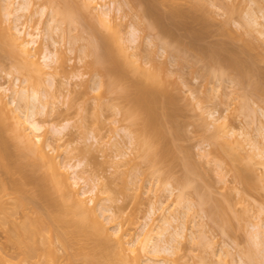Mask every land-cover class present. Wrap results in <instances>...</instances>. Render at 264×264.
Masks as SVG:
<instances>
[{
	"label": "rangeland",
	"instance_id": "374dc122",
	"mask_svg": "<svg viewBox=\"0 0 264 264\" xmlns=\"http://www.w3.org/2000/svg\"><path fill=\"white\" fill-rule=\"evenodd\" d=\"M84 1L87 0H82L80 4L81 0H73L74 6L71 0H33L28 12H20L23 14L17 21L20 26L27 22L34 29L42 22L40 24L45 29L39 40L41 47L36 45L33 48L40 62L43 63L42 51L45 46L54 51L57 49L56 62L50 66L45 65L42 72L38 71L34 64L30 65L31 62L18 47L1 39L0 81L10 83L18 77L22 87L39 86L44 93H56V97H51L48 102L47 109L38 113L37 118L44 124L47 123L48 139L60 148L64 160L71 164L81 163L79 169H85L88 176L100 178L101 196L105 198L111 195L115 199L107 202L113 204L115 216L123 228L139 232L145 220L152 215L153 205L156 204L157 208L161 201L167 206L172 205L171 208L180 209L181 212H177L181 215H184L183 210L186 211L183 220L187 218L185 226L188 227L186 230L189 236L180 237L174 251L161 254L169 257V264H173L175 259L178 264H256V254L264 264V154L259 153L260 149L243 133L250 131L253 137L262 140L260 144L264 147L263 136H259L262 132L259 127H264V55L258 53L262 57L256 55L254 60L252 57L264 50V0H202L199 4L194 0H116L111 5L114 8L113 15L117 16V23L109 20L101 22L98 15L90 13V6ZM4 2L0 0L2 27L8 26L10 22L5 15L2 5ZM118 2L124 4L122 10H118V5H121ZM61 4L59 8L63 13L67 14L71 10L68 15L72 14L71 19H75L71 20L68 15L62 14L58 7L54 10V6ZM196 4L199 5V8L196 6L197 9L192 7ZM43 8L45 13L41 12ZM200 9H204L203 12ZM55 11L56 15L61 12V15L58 13L60 17L54 14ZM148 12L158 13L156 17L161 19L160 24L164 22L162 25L168 27L169 31H175L179 42L186 43L184 46L190 43V48H185L177 39L175 41L168 36L160 37V28L151 26L153 15H148ZM161 14L165 16L161 17ZM53 19H59L60 24ZM54 22L61 25L60 29L63 28V31L67 29V33L65 31L64 34L60 29L52 33L49 29ZM133 26L138 30L136 42H132L130 36ZM96 32L102 35L101 38L106 35L111 40L103 38V46L100 44L102 39H98ZM50 35L59 40L57 48L51 45ZM242 35L250 39V42L244 37L243 39ZM94 38L100 44L97 48ZM246 40L262 50L257 47L255 51H258L253 54L254 49L248 47ZM124 44L128 47L126 52L123 51ZM95 48L97 51L98 48L104 50H100L98 54ZM110 50L116 56H112L114 53L110 54ZM235 52L240 55L239 65L236 63L238 54ZM122 53L128 57H125L127 61ZM104 54V57L108 56L105 62L109 61V67H104L106 63L102 62L104 58L101 55ZM209 55H215L217 59L222 57L224 60L220 59L221 62L218 60L217 63L214 58V63ZM96 56L103 66L95 60ZM240 57H243L242 61ZM132 58L150 71L159 72L171 79L170 92L174 97L171 105L175 115L173 114V118L168 117V121H161L163 116L158 117L159 124H155V127H161V131L168 128L163 130L167 134L160 130L158 133V136L161 135L158 137V146L161 144L163 148L159 146V150H162L161 153L164 151L162 157L154 158L153 150L151 154H146L147 150L139 143V139L144 136L143 117L128 115L132 112H129L132 104L124 91L130 90L131 95H139V88L134 87V80L142 78L143 82L146 77L133 62V66L126 64L131 63ZM114 60L116 65L114 63L112 66L111 61ZM119 61L124 62V70ZM241 65H245V70L248 67L244 74L249 78L243 77L245 71L241 69ZM108 69H112V75ZM119 69L125 76L122 71V76L116 72ZM240 69L242 72H239ZM117 78L123 80V83L118 85ZM111 79H116L115 85L111 84ZM162 104H158L160 112H164ZM8 112L0 98V145L6 142L5 145L12 150L17 141L14 144L12 142L15 136L8 122L11 119L7 120L6 117ZM154 117H157L156 114ZM154 119L157 123L156 118ZM63 126L65 128L61 133L53 132L54 127ZM216 132L219 134H215ZM168 137L171 139L170 146L166 139ZM131 140H135L136 144ZM114 142L118 146H114ZM216 147L222 152L223 149L230 150L228 163L234 160L239 167H234V163H223L226 159H222L223 156L221 158ZM15 148L18 149L17 146ZM234 149H237V153H234ZM121 152L127 154L121 155ZM187 164H190L191 170H187ZM236 168H242L250 175V181H245L248 183L237 176ZM0 173L6 176L1 169ZM222 204L226 208L223 210L226 214L221 215L224 208ZM159 214L160 210L157 209L153 216L157 217ZM158 223H162L160 217ZM259 225L263 229L261 236L258 232ZM174 226L176 223L171 231ZM4 240V232L0 230V241ZM75 241H71L74 247L71 245L69 249L73 250L70 253L72 252L76 264H86V246L81 244L84 240L76 242L77 245ZM83 244L89 245L87 242ZM80 245L85 248L82 255L78 252L81 251ZM250 250L255 252L253 255L256 259L251 256L253 261L249 256ZM74 261L72 260L73 263ZM62 264H66L65 261Z\"/></svg>",
	"mask_w": 264,
	"mask_h": 264
},
{
	"label": "bare ground",
	"instance_id": "6f19581e",
	"mask_svg": "<svg viewBox=\"0 0 264 264\" xmlns=\"http://www.w3.org/2000/svg\"><path fill=\"white\" fill-rule=\"evenodd\" d=\"M4 1L5 2L2 5L6 11L5 15L7 17V21L9 20L10 22L8 26L6 25L2 27V22L0 20V29L2 30V32H0V40L5 39L9 45L18 47L21 53L25 54L26 57L29 59V61L31 62L30 65L34 64L36 66L35 68H37L38 71L42 72L43 70H45L44 69L45 65L50 66L51 63L56 62V56H57L56 50L57 49H55L54 51L50 49L49 46H45V49L42 51L43 63H41L40 58L36 56V53L33 51V48L36 45L39 46L38 48L41 47L39 40L42 37V34L44 33L43 31L45 30L41 26L42 24H40L42 22L39 21L40 23H38V25H36L34 29L31 28V25L28 24L27 22L22 23V26H20L19 23L17 22L23 16V14L22 13L20 14V12H28L32 6L33 0H4ZM72 1L73 0H71V3ZM115 1L116 0H110V1L87 0L84 2L85 4L87 2V5H89L92 8L90 9V7H88V9L90 10V13L98 15L99 17L98 16L97 17L99 18V20L102 19L101 22L103 21L105 23L106 21L104 20H107V22L109 20V21H114L115 23H117L116 21L117 16H115V14L113 15L114 8L111 5V3L113 2L114 4ZM194 1H197V3L199 4V1H202V0H194ZM121 2H123V0H121ZM201 3L203 4V2ZM80 4H82V0ZM85 4L84 6H86ZM121 5L120 6L118 5V10H122L124 4L121 3ZM59 6H62V4L58 6L56 5V7L54 6L55 8L54 10H56L57 7L59 8ZM196 6L199 8V5L197 4L192 7H195L197 9ZM62 8L64 9V7ZM94 9H96L95 12L92 11ZM66 10L68 11V9ZM200 10L203 12L204 9L203 10L200 9ZM152 11L156 12L155 10H152ZM41 12L45 13V8H43ZM41 12L39 13L42 14ZM70 12L71 10L69 11V13ZM58 13L60 14L61 12H57V15ZM64 13L62 10V14ZM69 13L67 14L65 13V14L68 15ZM82 13L83 12H81V14ZM54 14L56 15V11ZM77 14L80 15L78 12ZM157 14L158 13L151 14L150 12H148V15H153L152 17L153 24L151 23V26H153V28H156V27L160 28V30L158 28L161 34L160 37L168 36V37L173 38V40L176 41V39L179 37L177 33L175 31L173 32V30L169 28L170 31L172 30V32H170L167 29L168 27H166L165 25H162L164 22L163 23L161 22L160 24L159 20L161 21V19L156 17ZM175 14H177V11H175ZM66 15L65 17H67ZM70 16H72V14L68 15V17ZM163 16L165 15L161 14V17ZM253 16L254 18L255 17L257 18V16H255L254 14ZM52 17L54 18L53 15ZM75 17L77 16L75 15ZM80 18L82 19V16ZM0 19H2L1 16H0ZM56 20L53 19V21H56ZM63 20L65 21V19ZM77 20L75 21L77 22ZM253 20H256V19H253ZM14 21H16L15 24H14ZM66 22H69V21H66ZM58 23L60 24V21H58ZM58 23L54 22L52 27L50 25L49 30L51 32L52 31L55 32L58 29H60L61 25H59ZM162 26L166 28H163ZM62 29L63 28H61L60 30L63 31ZM65 31H63L64 34L67 33V31L66 33ZM137 33H138L137 28L133 26L130 31L132 42L137 41L138 39ZM174 33H176V35ZM96 35L98 39L100 40L102 39L101 40L102 43L100 42V44H103L104 46V41H103L104 36L101 38L102 35H99V33L97 32H96ZM94 36L95 35H93V37ZM50 37L52 41L51 45L52 46L54 45L57 48L59 40L54 38L55 36L53 35L52 36L50 35ZM243 37L248 40V38L242 35V38ZM108 38L109 37L106 38V35H105L104 39H108ZM247 40L245 42L248 43L249 45L248 47L251 49L253 48L254 51H252L253 49L252 50L248 49V50L252 51V53L253 52L256 53L258 50L255 51V49L257 47L259 48V46L257 45H256L257 47L253 46L255 45L254 43H250L251 44L250 45L249 44L250 39L248 40L249 42ZM96 41L98 45H96L95 47L97 48L100 44L98 43L99 41L95 40L94 38L93 42L95 43ZM106 41H105V44H106ZM177 42H179L178 39H177ZM181 44H183V42ZM189 44L186 45L188 46L187 48H190ZM103 46L101 45L100 47L103 48ZM186 46L184 47L186 48ZM250 46H253V47H250ZM122 47H123V51L126 52L128 47L125 44ZM102 48H98V51L96 49L95 52L98 53ZM176 48L178 47L176 46ZM176 48L174 47V50L176 51L180 49V48L178 49ZM110 51H111L110 54H112L113 50H110ZM262 52H264V50ZM262 52L261 51L257 52V54L253 53L254 55L251 53L250 54L251 56L253 55L252 57L254 60L256 55H258V53H260L261 55H264L262 54ZM105 54L108 55V53H105ZM105 54L101 55L104 58V60H102V57H101L102 62L103 61L105 62L106 58H108V56L104 57ZM122 54L124 56V60H126L128 57L125 55V53H122ZM260 54L258 55L259 58L261 56ZM112 56H116V54L114 53V55ZM237 56H236V63L239 65L238 58L240 55L238 54ZM203 57H206V56L203 55ZM114 58L116 59V57ZM214 58L216 59L217 63H219L220 59L221 61L224 60V58L222 59V57L221 58L219 57V59H217L218 57L216 58V56L214 55V57H212L213 61H215ZM242 58L240 57V61H242L241 60ZM212 59L210 60L212 61ZM229 59H231V56ZM95 60L96 61L98 60L97 56L95 57ZM210 60L208 59V61ZM244 60L245 59H243V61ZM216 61L214 63H216ZM231 61H233V58ZM245 61L247 63V60ZM102 62L99 61L101 65L103 64ZM108 62L109 61L105 62L106 65L104 67L109 65ZM111 62L113 66L116 60H114V62L113 61ZM121 62L123 61H119L118 63L123 66V67L121 66V68H123L122 70H124L125 64L124 62L121 64ZM130 62L131 63H126V62L125 63L127 65L132 64V66L134 63V66L140 68V70H142V72H144V74L146 75L144 79V81L146 82L144 81L142 82L141 80L142 78L141 79L139 78V81L138 79L137 81L134 80V82L136 83L134 84L135 85L134 87L138 86L139 88L138 90L140 92V94L137 96L136 95L134 96V94L131 95L130 90L127 91L125 89L124 91L126 93L125 96L129 99L130 103L132 104V107L130 104L131 108L129 109V112L131 110L132 112L128 113V115L130 114L131 116L134 114L137 117H140V116L143 117L142 133L144 136H142L141 140L139 139V143L145 147V150H147L146 154L148 153L151 154V151L153 150L154 158L162 157L164 151L163 153H161L162 150H159V148L161 147L160 146L161 144H159L160 147L158 146V143H159L158 137L160 138L161 136V135L158 136V133H159V130L161 131V127L159 128L155 127V124H159L157 122L159 121V119L157 120L158 117L161 118V116H163L160 120L168 121L169 119L167 118L172 117L173 114L175 113V110L174 109L172 110V105H171L173 104L172 102L174 100V97H172L173 94H171L172 92H170V88H171V85H170L171 82H169L170 78H166L165 75L163 74L161 75V73L159 72L150 71L142 64H138L137 60L136 59L134 60V58H132V61L130 60ZM135 63L137 64L135 65ZM243 66L241 69L245 71L243 72L244 74L246 73V70H248L247 69L248 67L247 68L245 67L246 68L245 70L243 69ZM108 70L110 74L112 75L111 73L112 69L111 70L108 69ZM242 70L239 72H242ZM121 71L120 69L119 71L116 70V72H119V74L121 73ZM123 74L125 76V73ZM243 77H245L246 79L247 74L246 75L244 74ZM249 77L250 76H248L247 78ZM113 78H115V76ZM120 78H117V80ZM122 81L123 80H118V85ZM116 82H117L116 79H114L111 81V84L115 85ZM252 86L254 85L252 84ZM140 89L143 90V93H141L142 91ZM256 89L257 88H255V90ZM49 93L42 92L39 86H31L27 88L22 87L21 81L19 80L18 77L10 83L9 82L7 83V81L6 82L0 81V98L5 103L7 111H9L7 113L8 116L6 115L8 119L7 118L6 119L7 120L11 119L8 122H10L9 123V126L11 125L10 129H12L13 135L15 136V138L14 136H12L14 138L12 142L14 144L16 143L15 141H17V145L14 144L12 150H11V147L9 148L8 145H5L6 142L4 143V145L3 143L0 145V169L3 170L4 173L6 174V176H4V174L2 175L0 173V230L4 232V236H5V240L0 241V264H62L63 261H65L66 264H74L75 261H74L73 254L72 252L70 253V251L73 249L70 250L69 248H71V245L73 246L72 242L75 241V239H76L75 243L76 242L81 243L80 240L82 241L84 240L83 241L84 243L87 242L90 245V246L88 244L84 245L82 242L81 244L84 247L86 246V249L82 245H80L81 251H78L82 255V253H85L84 249L86 250L87 253L85 254L87 257L86 256L85 257L87 258V261H85L86 259L84 260L85 262H87L86 264H89V263L90 264H169L168 263L169 257H167V255L161 256V254H163V252L174 251V249L177 248V244H178L177 241L179 240V238L180 237L184 238V237L189 236L188 231H187L188 227L185 226V223H187V220H186L187 218H185L186 221L183 220V217L185 216L186 211L183 210L182 212H184V215L183 213L181 215V213H179L181 212L180 209L176 210L177 207L175 209L171 208L172 205L167 206L165 205L166 203L161 201L159 204V207L157 205V208H156V204L153 205L152 215H149V218L145 220L139 232L137 233L131 232L128 228H123L120 225L119 221L117 220V217L115 216L113 204L107 202V201L113 202L115 199L111 197V195L105 198L101 196L102 188H99L100 178L97 176H94V177L91 175L88 176L86 172L84 171L85 169H79V166H81V163L71 164L67 160H64L62 158V152L60 148L56 147L53 142L49 141L48 129L46 128L47 123L44 124L37 118L38 113L44 112L47 109L46 107L48 106V102H50L51 97H54V96L56 97L55 92L54 93L51 92L52 94H49ZM160 103L161 104L163 103L162 106L164 107V112H160L158 110L160 106L158 104ZM155 114L157 117H154ZM135 116H132V117H135ZM154 118H156L157 123H155ZM4 120L5 119L3 118L2 119L3 123L5 122ZM0 121H1V117H0ZM160 123L163 124L162 122ZM164 123H167V122H164ZM64 128L65 126L61 128L54 127L53 132L61 133ZM259 128H261L262 130V132L260 131L261 133L259 134V136H263V139H264V133H263L264 127H259ZM165 129H168V128L165 127ZM217 132H220V131H217ZM217 132L215 134H219ZM243 133L248 139L252 140V143L256 148L260 149L259 153L264 154V147L262 146V144H260L262 140L259 141L258 139H256V136L253 137L254 135L252 136L250 131H244ZM58 138H61V136H59ZM162 138L163 136L161 137V139ZM166 139H167V142H169L170 138L168 137ZM132 142L136 144L135 140H133ZM18 143H19V146H18ZM21 144L22 146H20ZM16 146L18 147V149L15 148ZM114 146H118V143L114 142ZM169 146H170V142H169ZM161 149L163 148L161 147ZM214 149L215 147L213 148V150ZM216 150H218L217 152L220 154L221 158L223 156L222 159H226L223 161V163L225 161L228 163V160H229L228 156H231L230 155L231 153L229 152L230 150L228 151L226 149H223V152H222V150L218 147H216ZM233 151L234 153L235 152L237 153V149H234ZM122 154L126 155L127 153L121 152V155ZM146 154L144 151V155ZM230 163H234V160H232V162ZM190 164L186 165L188 166L187 170L190 169L189 167ZM232 165L233 166L235 165L234 167H236V165L238 166L236 162ZM192 167L193 166L191 164V169ZM237 169H240V170H237ZM241 169L242 168H236L237 176L243 182L248 181V180L250 181L249 179L250 175L243 169L241 171ZM248 182H245V183H248ZM104 200H106V202H104ZM203 201L205 200L203 199ZM156 203L158 202L156 201ZM222 206L224 205L222 204ZM157 209L160 210V214L159 216L154 217L153 215L157 213ZM224 209H226L225 206L221 210L222 212L221 215L226 214L225 211L223 212ZM159 217H160V220H162V223H158ZM223 218H224V215H223ZM174 223H176V226H174L175 231L174 229L173 231H171L172 230L171 227H173ZM260 226L262 225H259V229H260ZM262 230L263 229L261 228L260 231H258L260 233V236H261ZM185 231L187 233H185ZM263 234L264 233H262V235ZM260 236H258V238ZM171 243H174V244L172 245ZM87 246L91 248L88 249ZM90 249H92L91 252H90ZM67 251H69L71 255L67 253ZM253 251L250 250V254H249L250 258L252 259L253 257V259L255 260L257 257L258 262L256 261L254 263L263 264L261 263L263 262L261 261V258L258 259V257L260 256H257L258 254L255 255V252L257 253V251H255L254 253ZM253 259L251 261H253ZM72 260L74 261V263L72 262ZM173 264H178V261L175 259V262Z\"/></svg>",
	"mask_w": 264,
	"mask_h": 264
}]
</instances>
